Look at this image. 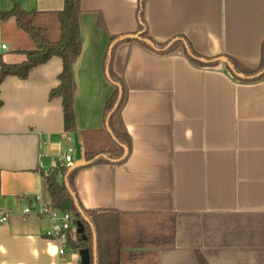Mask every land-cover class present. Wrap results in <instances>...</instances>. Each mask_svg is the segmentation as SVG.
<instances>
[{
  "label": "crops",
  "instance_id": "1",
  "mask_svg": "<svg viewBox=\"0 0 264 264\" xmlns=\"http://www.w3.org/2000/svg\"><path fill=\"white\" fill-rule=\"evenodd\" d=\"M64 1L0 0V62L22 63L36 47L2 12L17 2L37 13L36 25L49 35ZM138 1L81 0L83 48L74 70L82 159L74 152L72 166L86 162L85 154L111 157L76 172L78 201L117 213L120 264H264V69L246 79L222 60L262 67L264 0H147L143 19L152 41L182 37L217 63L198 64L181 47L160 53L139 39L120 43L112 70L126 100L115 122L131 149L117 158L104 114L115 91L106 58L112 36L138 34ZM62 70V58L53 56L27 78L10 75L0 86V264H81L82 250L59 254L47 236L53 221L39 213L52 203L42 172L68 153L65 139L74 141L62 98H50Z\"/></svg>",
  "mask_w": 264,
  "mask_h": 264
},
{
  "label": "trees",
  "instance_id": "2",
  "mask_svg": "<svg viewBox=\"0 0 264 264\" xmlns=\"http://www.w3.org/2000/svg\"><path fill=\"white\" fill-rule=\"evenodd\" d=\"M138 16L140 19L138 40L142 45L150 49L151 45L147 40H151L149 36L147 24L143 19V9L147 0H139ZM80 12H81V0H65L64 7L61 11L56 12L60 22V37L58 40H51L48 37V30L46 28L38 27L35 23L36 12L25 11L21 8L19 3L15 2L13 8L10 11L2 12V20L5 18L14 17L17 25L27 33L35 43V49L26 52L28 59L19 64H7L1 60L0 62V86L7 76L14 75L21 79L28 77L32 69L47 62L53 56H59L63 60V70L59 75V85L54 88L50 93V98L61 97L63 100L64 110V124L65 132L68 134H74L78 132L77 127V115L75 110V94H76V79H75V63L80 56L83 48V40L80 31ZM99 26L104 27L102 18L99 20ZM120 36H112L111 43ZM134 39H125L118 42L112 49L111 54L107 55L106 62L109 64V71L111 78L114 82L119 83L122 86L123 94L116 111L109 117V126L116 136V140L110 135L111 140L119 147L120 152L115 155L120 158L124 153L122 145H126L128 149H131V138L124 129H118L115 122V117L122 110L126 100V88L125 84L113 70L112 60L116 47L127 41H133ZM156 46L155 51L160 53H170L178 48H183L188 57L198 64L214 65L217 61L208 59L207 63L200 60V55L192 48L190 42L182 37L172 40L167 43L158 44L152 41ZM172 42V43H171ZM188 46V47H187ZM234 67L232 71L237 75H244L247 78L255 80L261 76H255L258 72L264 69V61L262 67L258 70L244 69L235 59L232 57H226ZM264 75V74H263ZM115 86V91L108 99L105 105L104 114L107 119L112 109L114 108L119 98V87ZM3 105V101L0 98V107ZM101 152L85 154L87 161L93 160L91 164L109 162L111 157L103 156ZM99 156L97 159H95ZM95 159V160H94ZM122 161V160H120ZM81 167L73 169L69 172L68 167L60 161L57 167L53 168L47 173L42 172L47 180L48 189L52 198L51 205L54 209L61 212H69L75 222V226H78V222L81 221L85 228L83 234L77 233V229L74 235L70 236V244L73 248L84 250L89 249L91 256V263L94 264V232L97 236V264H120L121 258V245L119 243V220L117 213H107L106 211L87 210L81 204L86 216L90 219L88 222L85 217L80 213L76 205V198L78 199L73 189V179L76 172ZM67 182L70 185L75 196L71 193L67 186ZM79 202V201H78ZM93 226V227H92ZM93 228V229H92ZM89 230V231H88ZM94 230V232H93Z\"/></svg>",
  "mask_w": 264,
  "mask_h": 264
},
{
  "label": "water",
  "instance_id": "3",
  "mask_svg": "<svg viewBox=\"0 0 264 264\" xmlns=\"http://www.w3.org/2000/svg\"><path fill=\"white\" fill-rule=\"evenodd\" d=\"M140 39V36L138 34H128V35H125V36H122L120 37L119 39H116L111 45H110V49H109V54H111V51L113 49V47L120 41L122 40H125V39ZM147 42L153 47V48H156L154 43H152L150 40H147ZM172 43V42H171ZM188 47V46H187ZM200 60L202 62H208L206 59H203V58H200ZM223 61H225L229 68L231 70H234V67L232 65V63L230 61H228L226 58H222ZM107 76H108V79L116 86L119 87V98L114 106V108L112 109L111 113L109 114V117L116 111V109L118 108L119 106V103L121 101V98H122V94H123V89H122V86L117 83V82H114L111 78V75H110V72H109V67H107ZM260 74H264V70L262 71V73ZM108 127V130L109 132L111 133L112 137L116 140V136L114 135V133L112 132L110 126H107ZM74 141H71L70 139H65L64 140V145H66L67 147L69 148H74V151H75V159L76 160H81L82 159V153H81V144L79 142V137H78V133L75 132L74 134ZM123 148H124V155H123V158L128 154V147L126 145H122ZM106 157V155H103ZM99 156L96 157V159L98 158ZM92 161H86V162H80L74 166H71L70 169H69V172H71L73 169L75 168H78V167H82V166H85L87 164H90ZM67 186L69 188V190L71 191V193L75 196V193L72 191L70 185L68 184L67 182ZM75 199H76V205H77V208L78 210L80 211V213L85 217V219L90 222V219L86 216L85 212L83 211L80 203L78 202V199L76 198L75 196ZM91 223V222H90ZM93 227V226H92ZM93 229V228H92ZM89 231V230H88ZM85 232V228L83 226V223L81 221L78 222V226H77V233L79 234H83ZM94 232V230H93ZM97 236L94 232V264H97ZM80 262L81 264H92L91 263V256H90V251L89 249H84L81 251V259H80Z\"/></svg>",
  "mask_w": 264,
  "mask_h": 264
},
{
  "label": "built area",
  "instance_id": "4",
  "mask_svg": "<svg viewBox=\"0 0 264 264\" xmlns=\"http://www.w3.org/2000/svg\"><path fill=\"white\" fill-rule=\"evenodd\" d=\"M3 47L6 48V45L4 44ZM74 152V148L68 147V153H66L63 158V163L68 168L74 164ZM31 213L32 209L30 207H27L23 210V214L26 216ZM39 213L48 214L51 217L53 223L51 229L47 232V236L55 239L59 243L60 255L66 254L68 249L72 248L69 240L70 236H72V234L74 235V232L77 229L72 214L54 209L52 205H43ZM7 219L8 216L6 214L2 215V222H6Z\"/></svg>",
  "mask_w": 264,
  "mask_h": 264
},
{
  "label": "rangeland",
  "instance_id": "5",
  "mask_svg": "<svg viewBox=\"0 0 264 264\" xmlns=\"http://www.w3.org/2000/svg\"><path fill=\"white\" fill-rule=\"evenodd\" d=\"M55 21V19H54ZM59 21H55L52 23L50 27V34L48 35L49 39L51 40H58L60 37V24L58 23ZM27 39H29L28 34H24Z\"/></svg>",
  "mask_w": 264,
  "mask_h": 264
},
{
  "label": "clouds",
  "instance_id": "6",
  "mask_svg": "<svg viewBox=\"0 0 264 264\" xmlns=\"http://www.w3.org/2000/svg\"><path fill=\"white\" fill-rule=\"evenodd\" d=\"M56 248H54V247H52L51 245H50V252H51V254L52 255H55L56 254Z\"/></svg>",
  "mask_w": 264,
  "mask_h": 264
}]
</instances>
